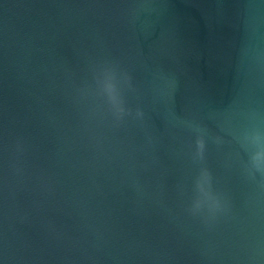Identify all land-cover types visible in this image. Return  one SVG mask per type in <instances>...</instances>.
Listing matches in <instances>:
<instances>
[{
  "label": "water",
  "instance_id": "water-1",
  "mask_svg": "<svg viewBox=\"0 0 264 264\" xmlns=\"http://www.w3.org/2000/svg\"><path fill=\"white\" fill-rule=\"evenodd\" d=\"M0 264H264V0H0Z\"/></svg>",
  "mask_w": 264,
  "mask_h": 264
}]
</instances>
